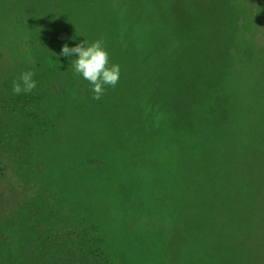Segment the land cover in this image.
Wrapping results in <instances>:
<instances>
[{
  "label": "rangeland",
  "instance_id": "obj_1",
  "mask_svg": "<svg viewBox=\"0 0 264 264\" xmlns=\"http://www.w3.org/2000/svg\"><path fill=\"white\" fill-rule=\"evenodd\" d=\"M180 4L216 33L196 16L158 31L171 0H0V89L43 71L12 112L0 96L4 207L28 201L0 264H264V0ZM84 39L121 67L100 100L60 55Z\"/></svg>",
  "mask_w": 264,
  "mask_h": 264
},
{
  "label": "trees",
  "instance_id": "obj_2",
  "mask_svg": "<svg viewBox=\"0 0 264 264\" xmlns=\"http://www.w3.org/2000/svg\"><path fill=\"white\" fill-rule=\"evenodd\" d=\"M171 1H172V4L174 3V7L172 8V10L170 12L169 18L165 17L164 15H160L159 12H157L155 17H154L156 24L160 26L157 29L158 31L159 30H163V29L166 28V25L163 23L164 21H169L170 22V29L169 30H170V35H171L173 32H175L176 30L179 29V26L182 23H184V22L187 23V21L190 20L192 16H196V17L200 18V20H203L204 22H206V18L210 19L209 23H207V22L205 23L206 26L209 27V25H210V27H211L210 30L208 31L207 35L212 36L213 35L212 34L213 30L216 33L215 24L213 25V23H212L213 22V20H212L213 16L210 13L211 10L205 11L206 10V8H205L204 11H200V10H198L196 8H193V7H190V8L189 7L188 8L182 7V10H183L184 14L183 15H179V14H175V9L174 8L177 7L178 5L179 6L181 5L180 4V0H171ZM14 10H15V8L13 7L11 9V11L14 12ZM201 12H203V13L205 12V17H203V15L202 16L199 15ZM221 14L222 13L220 12V15ZM182 20H184V21H182ZM187 24H189V22ZM180 28H181V26H180ZM112 34L115 37V42L117 43L116 44L117 47L120 50H122V51L125 50L126 46L128 45V41H127V38H126L125 34L122 33V38H119L120 36L115 35L113 32L111 33V35ZM118 35H119V33H118ZM224 40H226L227 42L229 41V37L227 35V32H226V34H224ZM33 42L35 43V41H33ZM189 44L190 43L185 42V50H187L189 48H193V49H196L198 51H201L202 55L205 54L204 53L205 51H203L204 50V46H203V44L201 42H200V44L199 43L198 44L195 43L193 45H189ZM228 54H230V53L227 50L226 51V57H228ZM33 71H34V69H33ZM220 73L224 74L225 72L223 73V70L220 68ZM34 74L35 75H34L33 79L36 80L37 86L42 87V84H39V83H41V78H42L43 71L40 72V71H38L36 69L34 71ZM8 81H10V80L7 79V82ZM10 85H13V84L10 83ZM10 85H4L3 84V87L4 86L5 87L4 88L2 87L0 89V93H1L0 96H1V103L5 102V104H8V107H10V108H7V105H5L4 107L7 110L10 109L11 112H12L13 108H15V104H16V106H17L18 103L21 104V100H22L23 96H25V94H28V93H23L22 92L20 94H14L12 92V86H10ZM42 93H43V89H42V92L40 94H42ZM0 170H3V168H0ZM123 179L126 181L125 178H123ZM3 182H4L3 179H1V177H0V212L2 210H6L8 213L5 214L2 211L6 215V219H4V222H3L4 226L3 227L1 226V228H0V261H2L1 259L5 258V257H11V258H16V259H18L20 257L19 253H21V252H17L16 248L13 247L12 235H14V234H11L12 231L10 230L8 221L10 220L11 215H13L16 212H18V214L27 212V205H28V201L26 200L27 194H25L24 197L21 194V197H19L18 201L15 202V204H17V205L13 209L10 208V207H9L10 210L5 208L4 206H8V202H9L8 199H10V196H8L9 195V189L7 190V188H5V187H3L1 185V183H3ZM132 183H133V181H132ZM13 191H15V190H13ZM129 195L131 196V191L129 192ZM54 203H57L56 198H54ZM127 204H124L122 206V208L126 207ZM68 205H70V203H68ZM115 206H114V212L117 213V211L121 210V209H118ZM84 207H85L86 210H88L87 211L88 215L84 216L85 217L84 219L88 221V224H89V226L91 228H93L95 230H98L99 233H102L104 230H108L109 228H113V229L115 228L116 222H114L113 224H110V223L105 221V223H104V221H102L100 215L94 213V211L90 212V210L88 209V203L84 202ZM20 222H22V221L20 220ZM16 240H17V238L15 237V241ZM137 241H138V243H140L144 247L147 244L146 239H142V240L138 239ZM136 245H137V243H136ZM15 247H17V246L15 245ZM137 247H139V246L137 245ZM147 253H148V250H147ZM157 253H158L159 256L165 257L164 250L162 251V249H161V251L157 252ZM152 254L153 253H150L148 255L151 256ZM139 258L142 259V260H143V258H145V260H146L147 259V255L143 256V254H141L139 252Z\"/></svg>",
  "mask_w": 264,
  "mask_h": 264
},
{
  "label": "clouds",
  "instance_id": "obj_3",
  "mask_svg": "<svg viewBox=\"0 0 264 264\" xmlns=\"http://www.w3.org/2000/svg\"><path fill=\"white\" fill-rule=\"evenodd\" d=\"M60 55L75 57L71 62L74 72L92 86L94 100H100L107 87L114 88L119 82L121 67L117 63H110L109 52L103 39L92 42L84 39L74 47L65 43ZM34 75L32 71L22 72L17 80L13 81L12 92L31 93L37 87Z\"/></svg>",
  "mask_w": 264,
  "mask_h": 264
}]
</instances>
